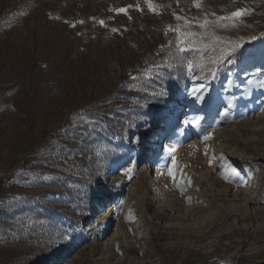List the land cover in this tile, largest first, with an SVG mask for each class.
<instances>
[{
	"label": "rangeland",
	"instance_id": "obj_1",
	"mask_svg": "<svg viewBox=\"0 0 264 264\" xmlns=\"http://www.w3.org/2000/svg\"><path fill=\"white\" fill-rule=\"evenodd\" d=\"M153 4L0 0V264H264V0Z\"/></svg>",
	"mask_w": 264,
	"mask_h": 264
},
{
	"label": "snow or ice",
	"instance_id": "obj_2",
	"mask_svg": "<svg viewBox=\"0 0 264 264\" xmlns=\"http://www.w3.org/2000/svg\"><path fill=\"white\" fill-rule=\"evenodd\" d=\"M144 4L147 5V8H148L149 11H153V12L155 11L154 4H153V0H144ZM193 4H194V6H197V7H198V6H199V4H198V0H193ZM137 10L139 11V10H142V9H140V8L138 7ZM115 11L118 12V13H126V12H127V8L121 7V8H117ZM246 11H247V10H245V9L238 8V9H236L235 11H232V12L230 13V16L220 17L219 19H220V20H228V19L239 18V17H242V16L245 14ZM173 15H174V18H175L176 20H178V21H179V20H183V21H184L189 27H191V26L193 25V23H195L196 26H198L200 29H204L208 24L212 23V22H210L207 18H205V19L203 20V22H200V21H196L195 19H193V20H188L186 17H181V16H179V15H176L175 13H174ZM99 23H100L101 25H103V24H104V21H100ZM171 30H172V31H179L178 29H171ZM112 31L115 32V31H117V29L114 28V29H112ZM180 34H181V36H183V37H193V36L196 35V33H194V32H189V31H183V32H181ZM185 43H186L185 40H183V39H178L177 44H178V50H179L180 52H185V51L187 50L185 47H180V45L185 44ZM234 53H235V48H233L231 51H226L225 49L222 48V49L220 50L219 55H216V56L210 57V58H209V61H210V63H213V64H220V63L225 59V57H228L227 62H228V63H232V60H231L230 57H231V55H233ZM196 66H197V67L200 66L198 62H197V64H196ZM186 67H187V69H188L189 71H192V70H193V67H194L193 62H192V61H188ZM133 79H134V78H133ZM229 83H230V82H229ZM203 89H204V85H203V84L196 85V86H194V87H192L191 89L188 90V95H189V96H193V97H195V99H196L197 101L203 100L204 97H203L202 95H198L199 93H201V92L203 91ZM229 106H231V105H229ZM221 115H224V113H221ZM81 119H83V117H81ZM200 120H201V117L196 116V117H193V118L189 121V123H191L194 127H198V126H199V121H200ZM203 139H204L205 141L211 139V134L209 133V134H207V135H204V136H203ZM209 163H211V161H209ZM175 165H176V159H175V157H173V158H172V166L169 167V169H168V175H169L170 177H173V178H174V171H173V168L175 167ZM130 171H132L131 168L126 169V170H125V174H127V173L130 172ZM45 179H47V177H45Z\"/></svg>",
	"mask_w": 264,
	"mask_h": 264
},
{
	"label": "bare ground",
	"instance_id": "obj_3",
	"mask_svg": "<svg viewBox=\"0 0 264 264\" xmlns=\"http://www.w3.org/2000/svg\"><path fill=\"white\" fill-rule=\"evenodd\" d=\"M191 105L192 104H190V107H188V109L184 113L183 117H185L187 114L190 113ZM208 105H211V103H209L208 101H204V102L200 101V103L199 102L194 103L192 106H195V109H196L197 107L203 108L204 106L207 107ZM172 124H173V122L171 121L168 126L171 127ZM173 147H174V141L172 139H167L164 143V146H163L162 157H161L160 161L154 165L155 174L153 176V183L156 185L157 190L159 192H162V193L164 191H163L162 185L160 186V182L164 183V181H165L164 174L162 173L163 163L167 160V157L172 154ZM157 149H158V147H157ZM160 153H161V151L159 152V155H160Z\"/></svg>",
	"mask_w": 264,
	"mask_h": 264
}]
</instances>
